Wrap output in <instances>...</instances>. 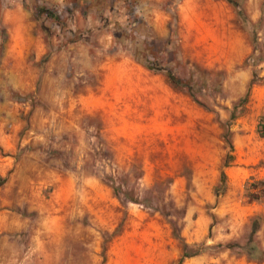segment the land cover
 <instances>
[{
    "label": "rangeland",
    "instance_id": "rangeland-1",
    "mask_svg": "<svg viewBox=\"0 0 264 264\" xmlns=\"http://www.w3.org/2000/svg\"><path fill=\"white\" fill-rule=\"evenodd\" d=\"M235 1L261 84L264 28ZM180 2L0 0V264H154L169 239L181 251L169 264L241 253L257 220L235 225L241 211L217 206L239 165L238 195L264 202V140L250 138L264 116L256 125L249 92L236 98L223 71L184 56ZM139 67L172 71L176 96L127 107Z\"/></svg>",
    "mask_w": 264,
    "mask_h": 264
},
{
    "label": "crops",
    "instance_id": "crops-1",
    "mask_svg": "<svg viewBox=\"0 0 264 264\" xmlns=\"http://www.w3.org/2000/svg\"><path fill=\"white\" fill-rule=\"evenodd\" d=\"M263 3L264 0H244L243 3L247 20L259 24L262 28H264ZM178 35L181 51L187 59L205 69L223 71L227 77L225 85L236 93V98L250 93L248 105L251 108L250 116L255 118L257 125V121L264 116V82L253 83L255 72L261 74L260 67L247 63L249 57L256 52L254 38L244 27L233 5L227 0H181L178 5ZM129 71L132 76L121 91V101L127 102V107L133 103L138 105L143 103L144 108L150 103L153 105L161 99L158 93L162 91L170 94L174 92L176 96L175 85L169 77L146 67L132 68ZM127 107L125 106L126 111ZM254 129L257 130V126ZM251 130V139L260 137L264 140V131L257 134ZM252 147L250 144L251 151ZM237 169L241 178L237 182L232 180L229 182L227 192L219 200L217 209L224 215L231 208L240 210L241 214L235 215V225L239 221L240 225L250 224L251 218L257 220L254 230L247 227L248 231L251 229V238H247L245 244L240 243L241 253L231 254L228 250L213 256L203 252L188 256L178 264H264V202L258 200L245 202V199L238 195L244 191L247 180L245 171L248 169L243 165L237 166ZM233 235L234 232L226 235L220 233L215 242L222 241L223 236H228L225 237L228 239ZM204 237L203 235L187 237L186 242L188 243L190 239L195 242ZM169 242L172 243L173 240L165 241ZM165 243L157 255L154 252V255L148 256L147 259H157L154 260V264H169L177 259L181 251L174 245L175 243L171 248H167ZM145 264L151 262L146 261Z\"/></svg>",
    "mask_w": 264,
    "mask_h": 264
},
{
    "label": "trees",
    "instance_id": "trees-1",
    "mask_svg": "<svg viewBox=\"0 0 264 264\" xmlns=\"http://www.w3.org/2000/svg\"><path fill=\"white\" fill-rule=\"evenodd\" d=\"M229 3L231 4H234L236 6H238V3L235 1V0H227ZM255 61V56L254 55H251L249 57V59L247 60V63L248 64H254L253 62ZM168 77L170 79V81L172 82L173 85L175 86H179L181 84V79L178 78L172 71H169L168 72ZM253 83H255V80L253 79ZM230 148H231V151L233 150V144L232 142L228 139L227 140ZM233 159V155H229V160L227 159L226 163H225V167L229 166L230 162L232 161ZM222 181L224 182L225 181V178H226V173L223 171L222 172ZM255 185L257 187H263L264 186V180H259V181H256ZM264 191V189H263ZM257 195V193H256ZM256 197H259V196H256ZM256 228V226L253 228V230ZM195 254H198V253H194V254H187V253H183L181 259H180V263L183 262V260L188 257V256H191V255H195Z\"/></svg>",
    "mask_w": 264,
    "mask_h": 264
}]
</instances>
